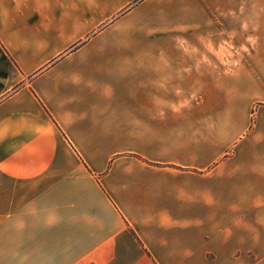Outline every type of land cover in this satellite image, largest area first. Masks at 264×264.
Segmentation results:
<instances>
[{
  "label": "crops",
  "instance_id": "obj_1",
  "mask_svg": "<svg viewBox=\"0 0 264 264\" xmlns=\"http://www.w3.org/2000/svg\"><path fill=\"white\" fill-rule=\"evenodd\" d=\"M262 37L264 0H0V264L264 245Z\"/></svg>",
  "mask_w": 264,
  "mask_h": 264
},
{
  "label": "rangeland",
  "instance_id": "obj_2",
  "mask_svg": "<svg viewBox=\"0 0 264 264\" xmlns=\"http://www.w3.org/2000/svg\"><path fill=\"white\" fill-rule=\"evenodd\" d=\"M259 43H264V37L259 38ZM264 108V103H257L254 105L252 112ZM262 216V213L260 214ZM264 230L260 229V232ZM224 263V262H222ZM226 264H264V245H258L253 251H244L242 254H237V259L229 260Z\"/></svg>",
  "mask_w": 264,
  "mask_h": 264
}]
</instances>
